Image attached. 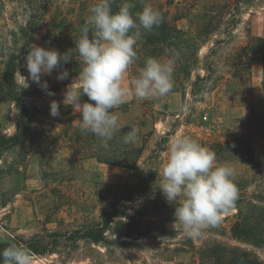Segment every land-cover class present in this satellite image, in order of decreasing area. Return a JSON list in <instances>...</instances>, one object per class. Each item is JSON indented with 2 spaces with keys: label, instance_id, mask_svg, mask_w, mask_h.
<instances>
[{
  "label": "rangeland",
  "instance_id": "1",
  "mask_svg": "<svg viewBox=\"0 0 264 264\" xmlns=\"http://www.w3.org/2000/svg\"><path fill=\"white\" fill-rule=\"evenodd\" d=\"M94 3L96 0H0V134L17 131V110L1 74L9 55L21 50V29L30 16H40L31 45L54 48L60 53L75 52L74 40ZM238 21L231 40L213 46L222 35L212 36L198 50L204 63L208 48L215 49L209 59L211 76L200 84L194 98L184 76L182 86L174 85L164 98L140 101L129 97L127 111L113 110L121 123L145 119L142 131L154 129L133 169L87 157L88 149L76 131L80 113L74 105L63 103L65 90L82 67L75 58L63 65L69 72L68 79L57 80L56 71L42 76L54 96L30 80L25 58L21 60L15 80L25 90L30 122L23 142L0 157V242L24 248L17 242L30 238L49 241L51 233L65 234L58 238L53 251L44 255L30 252L32 264H213L209 249L215 246L246 251L264 264L263 234L249 239L232 235L235 208L221 211L217 226L203 229L198 238H190L175 221V205L162 203L157 195L130 202L122 216L114 217L110 227L118 228L120 233L107 231V244L68 237L74 229L97 221L109 203L139 182L146 166L156 171L158 184L168 141L176 134L187 135L208 149L214 142L246 136L253 146L252 157L232 154L219 159L216 155L217 161L235 167L236 176L242 177L250 196L264 195L261 55L250 53L246 60L249 67L238 56L240 48L253 37H264V0L244 5ZM178 23L186 27L187 21ZM140 67L141 61L136 60L125 77L126 84L130 76L138 75ZM196 72L204 73L197 69L191 78ZM52 100L60 104L59 117L49 114ZM166 132V142L148 161L159 137ZM99 143L96 138L97 151ZM249 201L260 204L252 198ZM245 209L257 212L249 206Z\"/></svg>",
  "mask_w": 264,
  "mask_h": 264
},
{
  "label": "clouds",
  "instance_id": "2",
  "mask_svg": "<svg viewBox=\"0 0 264 264\" xmlns=\"http://www.w3.org/2000/svg\"><path fill=\"white\" fill-rule=\"evenodd\" d=\"M115 0H96L74 40L75 52H58L35 44L25 56L30 80L49 96L47 81L42 76L57 72V80H65L69 72L63 67L75 58L81 65L78 75L64 92L63 103L75 106L80 113L77 128L91 133L100 147L109 149V141L125 124L115 109L129 97L140 101L161 99L173 89V73L179 53H169L161 61L148 57L138 69V75L125 83L129 68L137 60L135 46L145 32H152L163 22L162 14L143 5L133 12V0H123L113 10ZM91 35V38H90ZM87 101H82V96ZM49 114L60 116V104L50 101ZM244 115V114H243ZM122 136L124 145L137 142V129ZM237 170L217 161L216 153L184 134H176L167 144V157L160 168L158 189L166 202L174 206L178 221L190 238H198L203 229L215 227L221 221L220 212L234 206L239 197L234 182ZM2 264H32V254L26 248L11 244L0 251Z\"/></svg>",
  "mask_w": 264,
  "mask_h": 264
},
{
  "label": "trees",
  "instance_id": "3",
  "mask_svg": "<svg viewBox=\"0 0 264 264\" xmlns=\"http://www.w3.org/2000/svg\"><path fill=\"white\" fill-rule=\"evenodd\" d=\"M251 1L133 0L136 5L132 10L133 12L140 10L143 5H148L154 10H158L163 17V22L158 28H154L152 32L142 34L135 46L137 60L141 61L143 66L144 60L148 57L159 60L164 58L167 60L170 58L169 53H179L175 63L173 83H175V86H182L181 82L185 76L190 87V95L194 98L200 90V84L205 83L211 76L209 59L214 55L215 49L213 46L232 39L233 31L237 27L239 22L238 17L243 10V6L249 4ZM122 2L123 0H115L113 10ZM39 17L37 14L30 16L26 26L21 29L23 37L21 50L9 55L2 70L1 81L17 110V131L12 135L0 134V157L3 152L23 142L29 128L30 114L25 103V90L18 86L15 80V72L19 62L25 58L29 50L32 35L37 27ZM182 20L187 21L186 27H184V24L178 23ZM219 34L222 35V38L214 40L213 46L208 48V53L203 57V63L198 55V50L212 36H218ZM250 53H258L261 55L263 70L262 91L264 97V37H253L249 44L240 48L238 56L243 59L242 63H245L247 67H249V63L246 60ZM197 69H202L204 73L196 72L194 78H191L192 72ZM130 79H132L131 76ZM173 88L175 87L173 86ZM81 100L87 101L88 98L85 95L81 97ZM128 109L129 104L126 103L118 108L122 112ZM123 124L125 126L121 128L120 132L115 134L112 141H109L108 150L100 147L97 151L95 148V145H97L96 137L91 133H81L77 129L78 135L82 137L84 140L83 143L88 149L86 152L87 157H94L103 163L124 166L131 169L137 168V161L144 150L147 138L154 132V129L152 128L148 132L142 131L143 125L146 124L145 119L137 122H124ZM129 124L137 129V142L135 144L124 145L122 143V136L131 130L127 126ZM168 134L166 132L159 137L156 148L152 151V155L148 158V161H152L156 157L158 146L166 142ZM98 145L100 146V143ZM210 149L219 156V159H225L224 157L232 154L253 156L252 143L244 135L235 136L223 142H214L211 144ZM234 182L238 188L239 197L234 206L231 207L237 210L235 214L236 221L230 229L232 235L245 239L264 235V195L254 194L250 196L244 189V180L240 176H235ZM156 186V171L152 167L146 166L139 182L133 188L121 192L115 202L109 203L103 209L97 221L74 229L68 234V237L70 239H88L94 243H109L106 236L107 231L111 230L120 233L118 228L111 229L110 227L113 218L122 216L130 202L157 195L159 201L164 204L168 203L160 191L154 189ZM249 198H252L253 201L259 202L260 204L250 202ZM245 206L255 208L257 210L256 214L249 213L245 209ZM64 235L61 233H51V239L49 241L30 238L28 240H20L17 243H21L30 252L44 255L49 251H53L52 249L58 238ZM9 245L7 242H0V251ZM209 251L213 259V264H261L256 257L236 248L215 246L210 248ZM0 263H2V257H0Z\"/></svg>",
  "mask_w": 264,
  "mask_h": 264
}]
</instances>
